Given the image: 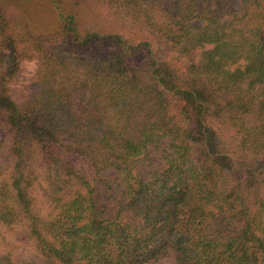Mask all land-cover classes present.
I'll return each instance as SVG.
<instances>
[{
	"label": "trees",
	"instance_id": "obj_1",
	"mask_svg": "<svg viewBox=\"0 0 264 264\" xmlns=\"http://www.w3.org/2000/svg\"><path fill=\"white\" fill-rule=\"evenodd\" d=\"M51 2L0 10V264H264V0Z\"/></svg>",
	"mask_w": 264,
	"mask_h": 264
},
{
	"label": "rangeland",
	"instance_id": "obj_2",
	"mask_svg": "<svg viewBox=\"0 0 264 264\" xmlns=\"http://www.w3.org/2000/svg\"><path fill=\"white\" fill-rule=\"evenodd\" d=\"M19 20L33 33H46L58 27L57 13L51 0H1L0 10ZM168 60L174 64V57L168 55ZM36 68L35 61L23 62L21 71L11 86V95L15 102L21 103L28 95ZM148 264H174L173 257H168L157 263Z\"/></svg>",
	"mask_w": 264,
	"mask_h": 264
}]
</instances>
